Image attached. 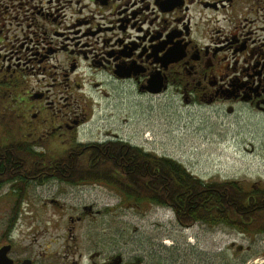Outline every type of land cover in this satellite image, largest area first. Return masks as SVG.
<instances>
[{
  "label": "flooded vegetation",
  "instance_id": "flooded-vegetation-1",
  "mask_svg": "<svg viewBox=\"0 0 264 264\" xmlns=\"http://www.w3.org/2000/svg\"><path fill=\"white\" fill-rule=\"evenodd\" d=\"M80 1L39 0V10L27 11L25 18L42 41L31 51L27 47L10 50L11 57L0 56V94L16 102L20 93L21 107L31 111L24 124L29 136L21 140L44 154L50 143H57L55 157H69L33 162L72 168L71 179L51 176L42 185L55 181L69 188L92 186V149L107 141L125 142L81 135L92 120V93L104 83L129 87L139 96L170 93L191 110H211L218 116L242 110L264 113V39L254 36V0ZM89 5L91 21L80 15ZM257 29L264 32V26ZM35 68L41 78L29 80ZM150 80L160 83L159 92L147 89ZM87 103L88 117L84 107L78 111ZM16 116L8 125H16ZM43 205L51 223L17 226L12 218L0 229V264H144L123 250H92V204L67 209L51 197ZM171 211L180 226L200 222L183 225ZM17 214L21 209L12 207L11 216ZM64 215L65 229L59 223Z\"/></svg>",
  "mask_w": 264,
  "mask_h": 264
},
{
  "label": "rangeland",
  "instance_id": "rangeland-1",
  "mask_svg": "<svg viewBox=\"0 0 264 264\" xmlns=\"http://www.w3.org/2000/svg\"><path fill=\"white\" fill-rule=\"evenodd\" d=\"M80 3L88 4L89 0ZM40 5L39 0H0V56L11 57L14 55L10 50L26 51L27 47L31 51L38 40L42 41L40 32L34 33V24L25 18L27 11H37ZM91 9L90 5L82 8L81 17L91 21ZM260 26H264V0H254V36L264 39V32L257 29ZM22 33L33 41L24 40ZM28 75L29 80L41 78L36 68ZM104 84L92 93V120L84 125L83 137L95 141L120 138L132 146L176 160L203 180H235L245 188L264 186V113L242 110L218 116L211 110H191L170 93L139 96L129 87ZM19 99L20 93L16 102L0 94L1 146L8 140L29 136L24 124L31 111L27 105L21 107ZM83 107L88 117L90 104H83L78 111ZM15 114L16 125L8 127L10 117ZM48 149L49 158L60 151L57 143H50ZM34 182H19L16 191L18 188L22 193L18 206L10 185L0 189V229L12 218L17 226L51 223L48 220L52 216L41 209L45 200L55 197L67 209L73 204H92V250H123L125 255L144 259V264H225L228 257L239 263L241 256L264 249V236L250 238L222 225L209 227L200 222L183 227L167 207H137L104 184L69 188L55 181L44 185ZM12 207L20 208L21 215L11 216ZM30 209L36 213L31 214ZM59 223L65 229L67 216ZM64 239H70L66 231ZM234 250L239 251L237 257L232 255ZM261 259L252 257L245 264H256Z\"/></svg>",
  "mask_w": 264,
  "mask_h": 264
},
{
  "label": "trees",
  "instance_id": "trees-1",
  "mask_svg": "<svg viewBox=\"0 0 264 264\" xmlns=\"http://www.w3.org/2000/svg\"><path fill=\"white\" fill-rule=\"evenodd\" d=\"M98 147L92 149V183L114 188L123 200L137 207H168L183 225L200 221L209 227H228L250 238L264 236V186L245 188L235 180H203L176 160L128 142L107 141ZM50 159L69 157L49 158L30 149L26 141L12 140L7 147L0 148V189L10 185L18 206L22 193L21 189L16 191L19 182L31 177L40 182L54 176L73 177L71 167L33 163ZM238 253L234 250L232 255L237 257ZM252 257H262L256 264H264V249L241 256L239 263L228 257L225 264H245Z\"/></svg>",
  "mask_w": 264,
  "mask_h": 264
},
{
  "label": "water",
  "instance_id": "water-1",
  "mask_svg": "<svg viewBox=\"0 0 264 264\" xmlns=\"http://www.w3.org/2000/svg\"><path fill=\"white\" fill-rule=\"evenodd\" d=\"M151 83H147V89L151 92H159L161 89L160 83H153V80H150ZM3 251H0V255Z\"/></svg>",
  "mask_w": 264,
  "mask_h": 264
}]
</instances>
